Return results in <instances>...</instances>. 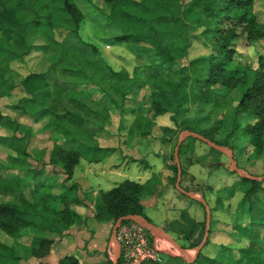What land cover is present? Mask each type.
Listing matches in <instances>:
<instances>
[{
    "label": "trees",
    "instance_id": "trees-1",
    "mask_svg": "<svg viewBox=\"0 0 264 264\" xmlns=\"http://www.w3.org/2000/svg\"><path fill=\"white\" fill-rule=\"evenodd\" d=\"M52 1H57L59 17L45 0H0V84L4 82L10 62H22L31 52H52L46 70L31 71L20 81L24 96L15 107L35 122L47 120L41 130L50 131L57 138L48 164L62 167L67 180L72 178L80 158L97 163L115 152L114 147L101 146L98 142L100 134L110 125L112 112L133 113L131 135L149 136L155 126L154 119L159 115L171 113V119L179 125L176 116L187 111L191 91L202 105L222 112L230 103L228 93L239 90L231 132L240 133L252 147V156L264 149V53L257 54V65L252 67L236 47L239 37L251 46L264 39V22L259 21L254 12L256 0H103L109 21L122 29L121 35L112 37V43L143 41L148 44L138 45L134 51L150 63L135 66L131 75L124 69H113L95 44L80 38L83 13L73 0ZM202 16L216 22L215 25L208 23L202 31V34H209L211 54L195 59L194 62L203 61L200 70L191 73L185 65L177 70L180 77L172 79L165 70L186 56L191 42L190 23L201 24ZM44 27L47 28L45 32ZM56 28L65 30L63 39L58 40ZM144 28L147 30L143 31ZM148 33L166 37L167 44L161 46ZM38 38L44 42L37 43ZM10 88L2 89L0 97L9 95ZM140 88H148V105H139L138 111L126 108L125 101L131 100ZM207 118L187 121L184 129L224 145L213 137L222 129L223 121L217 119L210 127L200 126L199 123ZM2 120L0 112V123ZM161 130L172 132L168 127ZM19 158H13V163L20 160V164H24ZM170 158L172 163L168 166L174 171L170 179L175 185L177 167L173 152ZM53 171L45 173L53 175ZM182 172L181 168V175ZM41 173L42 170L34 169L30 175L23 174L24 182L33 180L32 187L21 185L22 177L16 179V187H12L15 181L1 179L0 194L16 195L14 201H0V230L7 236L19 239L29 230L40 233L58 230L72 225L78 217L70 208L72 203H79L70 196L78 185L71 183L61 194L52 197L43 189L56 187V184L38 179ZM157 177L153 174L144 183L124 179L109 190H99L94 197V218L98 222L114 223L117 218L130 214L151 222L145 214L142 197L157 190ZM239 184L243 197L237 206L238 220L232 227L235 236L245 239L247 245L220 243L214 253L208 254L203 251L210 242L207 238L191 264H264V181L242 177ZM236 188H226L223 192L228 190L232 195ZM222 200V195H218L214 208ZM198 225L201 226L198 223L195 229ZM52 242L45 237L32 236L30 247L37 253ZM198 242L191 247H196ZM7 249L12 251L0 242V264H20L22 258L14 252L8 254ZM120 263L121 259L117 264ZM58 264H77V260L67 256Z\"/></svg>",
    "mask_w": 264,
    "mask_h": 264
},
{
    "label": "rangeland",
    "instance_id": "rangeland-1",
    "mask_svg": "<svg viewBox=\"0 0 264 264\" xmlns=\"http://www.w3.org/2000/svg\"><path fill=\"white\" fill-rule=\"evenodd\" d=\"M45 1L49 3L52 11L59 17L56 8L57 1ZM73 1L83 13V20L81 21L79 29L80 38L95 44L100 50L103 58L113 69H124L131 75L135 66L140 67L150 63L148 59H145L134 51V47L138 45L148 46L146 42L112 43V37L121 35L122 29L109 21L107 16L108 8L103 0ZM182 1L184 2L187 0ZM254 12L258 20L264 22L263 0H256ZM208 23L211 25L216 24L214 19L204 16H202L201 24L190 23L189 34L191 35V42L188 44L187 54L185 57L178 59L174 66H170L165 70L168 71L169 77L178 79L180 75L177 73V70L185 65L190 68L191 73H195L197 69L200 70L202 65L201 62L203 61L194 62L196 61L195 59L206 57L210 55L212 51V47L207 39L209 34H202V31ZM45 27L43 32L47 29ZM135 30L141 31L140 28H135ZM146 30V28L143 29V31ZM54 31L58 40L63 39L65 30L56 28ZM148 34L152 35L156 42L161 43V46L167 44L166 37L158 33L157 35ZM36 42L42 43L44 40L38 38ZM236 47L241 52L247 64L256 67L257 54L264 53V39L260 40L256 45L251 46L246 43L244 38L239 37L236 42ZM50 55H52V52H31L29 55L25 56L22 62H10L4 73V82L2 85L0 84V91L7 87H11V91L9 95L0 97V112L3 115V120L0 123V184L2 181L1 179L6 178L9 181H15L12 187H16V179L22 177L25 172L30 175L33 173L34 169L37 171L42 170L38 179H43L47 181L46 183L54 181L56 187H60L59 185H61V187H63V185L68 187V185L70 186L71 183L74 182L73 178L70 181L66 179L64 172H62V167L48 164L50 152L57 138L52 132L41 130L47 120L44 119L35 122L31 116L24 114L20 108L15 107L24 96L19 85L20 81L31 71L40 72L46 70L48 68ZM191 61H193V63ZM228 94L231 96L229 99L230 103L226 105L222 112L212 111L210 105H202L199 98L191 91L190 99L187 103V111L176 116V121H178L179 125H175L173 119H171V113H165L155 117L158 121L155 123L153 132L155 137H157L155 139L159 140L155 143L159 148L155 149L158 155L151 154L145 156L148 149H150L147 137L135 138L138 136L131 135L129 129L135 117L133 113L125 112L123 115L118 111L112 112L110 125L106 126V132L103 131L100 134L98 141L106 145L123 147V152H125L127 156L121 152L122 154L120 155H124L122 158H117L118 156L115 157L112 161L113 163H117L115 164L116 166H113L114 168L121 166L123 158H127V160L124 159L126 168H120L116 171V175L112 174L113 176L110 177L113 183L103 181L104 187L115 186L117 183L128 178L126 174L133 177L135 173H142L140 167L147 164V161L155 164V166H152L153 170H156L157 167L162 165L165 159H168L167 161L171 164L172 161L170 157L174 150L173 144L178 139L180 133L186 130L184 126L187 124V121H197L198 117L204 116L208 118L199 123L202 127H210L217 119L223 121L222 129L218 130V132L213 135L214 139L224 142V146L233 150L237 166L243 169L246 174L256 178H262L264 176V149L257 156H252V147L247 141L241 137L239 132H231L232 113L234 106L237 104L239 90H232ZM139 105L142 107L148 105V88H140L131 100H126L124 103L126 108L137 109V111ZM147 115L149 116L150 114ZM163 125H168V128L172 129V132L165 133L162 131V127H167ZM167 136L170 137L169 140L164 138ZM135 141L136 143H134ZM166 141H169L171 146L167 155H165L164 150ZM182 143L178 155L183 170L180 187L195 196H202L210 207L212 215L211 220L214 221V223H211L210 220L209 230L212 229V231L207 235L210 242L203 251L212 254L216 250V245L220 243L246 246L247 241L243 238L238 239L232 227L238 220L236 217L237 206L243 197V190L239 188V182H241L242 177H245V174L239 175L231 171L227 154L210 147L208 144L195 137L186 136ZM22 150L25 154H22ZM16 157L23 159L22 161L24 164H20V160H16L19 163L14 164L13 158L15 159ZM133 159H135V161ZM23 166L24 168L21 169ZM77 168L75 177L80 179L83 170L82 168ZM52 170H54L52 173L55 174L48 175L45 173H49V171ZM170 174L171 176L165 179V184L157 177V190L152 195L147 196L146 203H148V205L149 203L153 204V201H156L155 199L158 200V203L155 205V208H151L152 205L147 207L145 209V214L154 225L166 231L180 245V248L185 250L187 256L191 258L204 236L206 228V210L200 201L192 200L186 194L179 191L175 187L174 182L170 179L174 176V171L172 169H170ZM24 178L25 177L20 178V184H26L32 187L33 180L31 179L30 182L27 179L26 182H24ZM131 180L137 181L132 178ZM262 180L264 181V178L260 181ZM116 181L117 183H114ZM231 187H237L232 195H229L230 192L228 190L223 192L224 189H230ZM218 195H222L223 200L219 206L214 208ZM15 198V193L0 194V201H14ZM198 223H200L201 226L198 225L195 229L194 226ZM202 223H205L204 227ZM197 233L198 235L196 236ZM150 235L152 234L150 233ZM200 237L201 241L198 242ZM151 239L152 237L150 236V240ZM155 239L161 250L160 256L162 261L160 263L147 262L142 264L192 263H187L183 260L179 248L166 238L155 237ZM0 242L12 248V251L8 249L5 250V252L10 254L14 252L15 243L18 242V240L7 237V235L0 230ZM196 242H198L197 246L191 247ZM108 255L106 254V256ZM113 257V250H111L110 256L107 258V264H112Z\"/></svg>",
    "mask_w": 264,
    "mask_h": 264
},
{
    "label": "crops",
    "instance_id": "crops-1",
    "mask_svg": "<svg viewBox=\"0 0 264 264\" xmlns=\"http://www.w3.org/2000/svg\"><path fill=\"white\" fill-rule=\"evenodd\" d=\"M157 121L158 120L155 119V123ZM163 126L168 127V125ZM153 131L154 127L152 129V133L149 136H145L147 137V142L150 144V149H148L145 156L157 154L155 149H157L158 147L155 145V143L159 140L155 139L157 137H155ZM164 138H166L167 140L170 139V137L168 136ZM134 143H136V141ZM99 144L101 146L114 147L116 150L113 154L97 163L89 162L87 159H82L84 157L80 158V161L75 167L72 176V178L74 179L73 183H76L78 186L75 188L74 194H70L72 198H76L79 201V203H72L70 205V208L78 216L75 219V222L70 226H62L58 230H44L43 233H40L39 230H29L27 235H24L23 237L17 239L18 242L15 243L14 253L22 258V260H20V264H58L62 258L67 256L74 257L77 260V264H107V258L110 256V251L112 250L110 243V234L113 223L111 221L98 222L94 218V197L99 190L106 191L112 188L104 187L103 181L107 183H113L110 177L114 174L116 175V171L120 168H126L124 161L127 160V158H123L121 166H119L118 168H114L113 166H116L115 164L117 163H113L112 161L117 156V158H122L124 156L120 155L122 154L121 152H123V147L117 145H106L100 142ZM170 147V142L166 141L164 146L165 155L168 154L167 152L170 150ZM123 153L125 154V156H127L125 152ZM167 160H163L162 165L157 167L156 170H153L152 168V166H155V164L149 163L146 160L148 166L140 167L142 173H135L133 177L126 174V177H128L126 179L130 178L131 180L132 178L136 179V182L144 183L150 178L152 174H156L161 182L165 184V179H168L169 176H171L170 168L168 165H166L170 164V162ZM77 167H79L80 169L82 168L83 170L80 179H77V177H75L78 169ZM72 178L70 180H72ZM114 183H117V181ZM59 186L60 187H51L47 190L44 188L43 190L49 192L52 197H54L61 194L65 189L69 188L64 185L63 187H61V185ZM39 195L40 193L38 194V196ZM147 196L149 195H144L142 197V203L145 206V209L151 205V208H155L158 200L155 199L156 201H153V204L149 203L148 205V203H146ZM51 199L52 198H50V200ZM197 235L198 233L196 234V236ZM32 236H41L42 238L45 237L47 239H51L53 242L47 247V249H39V251L35 253L34 251L36 249L30 247ZM106 254L108 256H106Z\"/></svg>",
    "mask_w": 264,
    "mask_h": 264
},
{
    "label": "water",
    "instance_id": "water-1",
    "mask_svg": "<svg viewBox=\"0 0 264 264\" xmlns=\"http://www.w3.org/2000/svg\"><path fill=\"white\" fill-rule=\"evenodd\" d=\"M186 136L195 137V138L205 142L210 147H212V148H214V149H216V150H218V151H220L222 153L227 154L228 158H229V167H230L231 171H234V172L238 173L239 175L245 174V177H248V178H251V179L261 180V179L264 178V176L262 178H256V177H254L252 175L246 174V172L243 169L238 167L237 163H236V161L234 159L233 150L231 148H229L227 146H224V145L217 144L214 141L206 138L205 136H203V135H201V134H199L197 132L190 131V130H184L183 132L180 133V135H179V137L177 139L176 145L174 146V150H173V155H174V159H175L176 167H177V175H176L175 187L179 191H181L184 194H186L191 199L196 200V201H200L204 205L205 210H206V228H205V232H204V236H203L202 241L197 246V248H196L194 254L192 255V257L189 258L187 256V253L185 252V250L180 248V245L166 231L160 229L159 227H157L156 225H154L152 222L148 221L144 217H142L140 215H130V214L126 215V216H121V217L117 218L116 221L113 223L112 229H111V234H110V243H111V247H112L113 254H114L112 264H117L118 261H119V258H120V247H119V245H118V243L116 241L115 232H116L118 226L125 220L126 221H133V222H136V223L142 225L143 227H145L153 235V238H155V237H164V238H166L168 241H170L172 244H174L176 247L179 248V250L182 253L183 260H185L187 263L193 262L194 259L197 256V254L199 253V251L202 249V247H203V245H204V243H205V241L207 239V235L209 233L211 212H210L209 205L205 202V199L202 196H199V197L195 196V195L191 194L190 192H187V191L183 190L180 187L181 165H180V162H179L178 150H179V147H180L183 139Z\"/></svg>",
    "mask_w": 264,
    "mask_h": 264
},
{
    "label": "built area",
    "instance_id": "built-area-1",
    "mask_svg": "<svg viewBox=\"0 0 264 264\" xmlns=\"http://www.w3.org/2000/svg\"><path fill=\"white\" fill-rule=\"evenodd\" d=\"M115 238L120 247V264L162 261L156 239L150 240V232L136 222H122L115 232Z\"/></svg>",
    "mask_w": 264,
    "mask_h": 264
}]
</instances>
